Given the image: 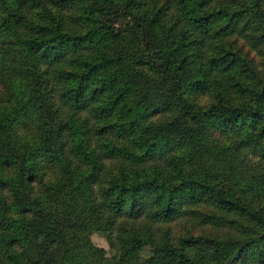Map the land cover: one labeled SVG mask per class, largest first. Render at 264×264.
Instances as JSON below:
<instances>
[{
	"label": "trees",
	"instance_id": "trees-1",
	"mask_svg": "<svg viewBox=\"0 0 264 264\" xmlns=\"http://www.w3.org/2000/svg\"><path fill=\"white\" fill-rule=\"evenodd\" d=\"M184 218L228 235L154 233ZM92 232L264 264V0H0V264H102Z\"/></svg>",
	"mask_w": 264,
	"mask_h": 264
},
{
	"label": "rangeland",
	"instance_id": "rangeland-1",
	"mask_svg": "<svg viewBox=\"0 0 264 264\" xmlns=\"http://www.w3.org/2000/svg\"><path fill=\"white\" fill-rule=\"evenodd\" d=\"M252 55L253 51H250L249 56L252 57ZM256 60L257 57L254 58V62H256ZM210 134H212V136L218 140V142L224 143L227 141V138L221 135V131H218V127H213L210 130ZM247 158L249 157L247 156ZM118 220H121V218L117 219L116 222H118ZM157 226L158 229H154L156 230L154 233L158 236L164 237L172 244H176L177 238L186 232L191 234L210 232L218 234L220 233L222 236L228 235L227 231H222L221 229L217 230L216 228L210 227L209 225H203L202 227H199L189 218L176 221L173 220L168 222H160L157 224ZM77 251L81 259L85 262H92L98 258H104L105 260L102 264H110L111 260L109 257L111 255L112 249L107 244L103 234L98 232L90 233L85 241L77 245ZM146 254L147 253L144 252L142 255L146 256Z\"/></svg>",
	"mask_w": 264,
	"mask_h": 264
}]
</instances>
